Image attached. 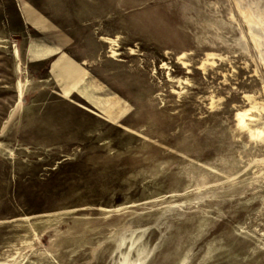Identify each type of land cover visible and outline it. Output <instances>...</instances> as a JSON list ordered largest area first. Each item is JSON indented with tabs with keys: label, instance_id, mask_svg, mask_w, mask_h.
<instances>
[{
	"label": "rangeland",
	"instance_id": "rangeland-1",
	"mask_svg": "<svg viewBox=\"0 0 264 264\" xmlns=\"http://www.w3.org/2000/svg\"><path fill=\"white\" fill-rule=\"evenodd\" d=\"M0 264H264V0H0Z\"/></svg>",
	"mask_w": 264,
	"mask_h": 264
},
{
	"label": "bare ground",
	"instance_id": "bare-ground-1",
	"mask_svg": "<svg viewBox=\"0 0 264 264\" xmlns=\"http://www.w3.org/2000/svg\"><path fill=\"white\" fill-rule=\"evenodd\" d=\"M22 95H23V90H22V88H21V85H19V86L17 87V100H16V103H17L18 105L21 103ZM236 117H237L238 121L240 122V118H239V116L237 115Z\"/></svg>",
	"mask_w": 264,
	"mask_h": 264
}]
</instances>
